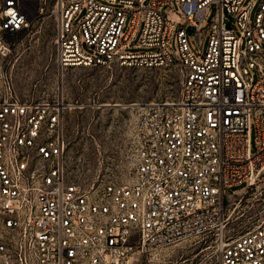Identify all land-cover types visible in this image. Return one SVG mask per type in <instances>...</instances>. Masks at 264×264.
Listing matches in <instances>:
<instances>
[{
  "label": "built area",
  "instance_id": "2783aa9c",
  "mask_svg": "<svg viewBox=\"0 0 264 264\" xmlns=\"http://www.w3.org/2000/svg\"><path fill=\"white\" fill-rule=\"evenodd\" d=\"M38 2L0 0V264H119L133 245L212 234L211 264H264V215L229 234L224 205L264 179V0H176L186 21L176 50L162 10L172 0H54L60 68L144 63L181 72L176 95L137 106L127 183L72 179L67 104L14 88L5 57ZM139 29L135 46L154 50L128 51Z\"/></svg>",
  "mask_w": 264,
  "mask_h": 264
},
{
  "label": "rangeland",
  "instance_id": "374dc122",
  "mask_svg": "<svg viewBox=\"0 0 264 264\" xmlns=\"http://www.w3.org/2000/svg\"><path fill=\"white\" fill-rule=\"evenodd\" d=\"M53 5L54 0H39L29 28L12 40L5 61L14 88L31 100L62 98L67 104L63 128L67 139V171L72 179L80 183L91 180L127 183L133 177L135 166L133 123L137 106L152 98L176 95L181 72L174 64L144 63L60 68L54 59L56 13ZM172 5V8L165 5L162 10L174 23L171 42L172 49L176 50V29L185 26L186 21L177 13L176 0H172ZM84 11L85 4L73 16L72 23L78 22ZM232 25L236 28L234 22ZM185 30L189 38L193 28L186 26ZM140 32V29L136 32L128 51L154 50L152 46H135ZM207 35L202 38V51ZM189 44L196 54L190 40ZM80 45L85 52L94 53L83 40ZM244 185L245 180L226 187V191L234 192ZM224 205L227 232L234 234L247 229L264 215V179L236 197L229 196ZM216 238L212 234L161 246L133 245L119 264H211Z\"/></svg>",
  "mask_w": 264,
  "mask_h": 264
}]
</instances>
